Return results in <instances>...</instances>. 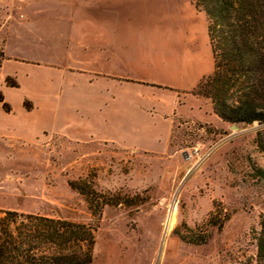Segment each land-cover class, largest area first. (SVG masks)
Returning <instances> with one entry per match:
<instances>
[{
	"label": "rangeland",
	"instance_id": "374dc122",
	"mask_svg": "<svg viewBox=\"0 0 264 264\" xmlns=\"http://www.w3.org/2000/svg\"><path fill=\"white\" fill-rule=\"evenodd\" d=\"M7 2L0 0V23L13 17L5 15L13 7ZM167 3L176 31L161 35L174 53L166 59L195 62L210 74L211 51L200 38L205 13L198 15L191 0ZM186 43L196 44V53L180 55ZM28 69L19 70L18 87L8 91L14 106L24 98L32 104L23 76ZM259 129L257 123H186L172 133L170 148L156 154L113 144L75 146L57 138L45 145L34 137L0 138V209L89 223L84 197L68 185L88 177L96 190L128 198L127 204L103 208L92 264H254L264 207V132L258 145ZM173 206L175 222L166 233Z\"/></svg>",
	"mask_w": 264,
	"mask_h": 264
},
{
	"label": "crops",
	"instance_id": "0c3cea01",
	"mask_svg": "<svg viewBox=\"0 0 264 264\" xmlns=\"http://www.w3.org/2000/svg\"><path fill=\"white\" fill-rule=\"evenodd\" d=\"M12 1L5 15L13 17L0 23V91L9 107L0 102L1 139L34 137L45 145L57 138L156 154L170 148L180 125L222 121L208 98L192 94L208 72L165 57L174 53L161 35L176 31L167 0ZM206 18L200 38L211 51ZM183 53H196V44L186 43ZM22 67L29 68L22 74L32 104L24 98L14 106L8 91L18 84L7 86L5 78L20 80Z\"/></svg>",
	"mask_w": 264,
	"mask_h": 264
},
{
	"label": "trees",
	"instance_id": "16d2710c",
	"mask_svg": "<svg viewBox=\"0 0 264 264\" xmlns=\"http://www.w3.org/2000/svg\"><path fill=\"white\" fill-rule=\"evenodd\" d=\"M191 1L207 16L213 61L211 74L201 77L192 94L208 98L213 113L228 124H264V0ZM5 84L17 86L9 77ZM0 102L8 111L1 91ZM263 132L264 128L256 132L258 145ZM68 185L84 197L92 221L75 223L0 209V264H92L103 208L127 204L128 198L96 190L88 177L70 180ZM259 224L254 264H264V207Z\"/></svg>",
	"mask_w": 264,
	"mask_h": 264
},
{
	"label": "bare ground",
	"instance_id": "6f19581e",
	"mask_svg": "<svg viewBox=\"0 0 264 264\" xmlns=\"http://www.w3.org/2000/svg\"><path fill=\"white\" fill-rule=\"evenodd\" d=\"M174 222H175V210H174V206H173L170 210V213H169L168 218H167L166 223H165L166 233H168L170 231Z\"/></svg>",
	"mask_w": 264,
	"mask_h": 264
},
{
	"label": "water",
	"instance_id": "95a60500",
	"mask_svg": "<svg viewBox=\"0 0 264 264\" xmlns=\"http://www.w3.org/2000/svg\"><path fill=\"white\" fill-rule=\"evenodd\" d=\"M257 124H258V123H257ZM258 126L261 127V128H262V127L264 128V124H263V123H262V124H258ZM233 128H235V126H233Z\"/></svg>",
	"mask_w": 264,
	"mask_h": 264
}]
</instances>
